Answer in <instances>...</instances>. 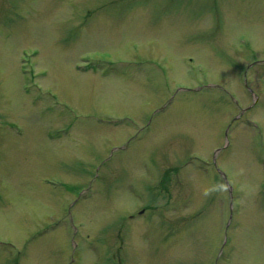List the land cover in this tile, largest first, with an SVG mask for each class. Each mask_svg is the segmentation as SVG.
<instances>
[{"label":"rangeland","instance_id":"374dc122","mask_svg":"<svg viewBox=\"0 0 264 264\" xmlns=\"http://www.w3.org/2000/svg\"><path fill=\"white\" fill-rule=\"evenodd\" d=\"M261 59L264 0H0V264H264Z\"/></svg>","mask_w":264,"mask_h":264}]
</instances>
